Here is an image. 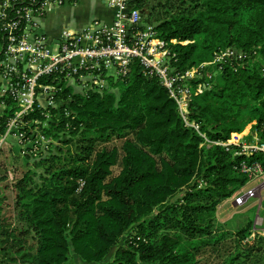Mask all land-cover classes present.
Instances as JSON below:
<instances>
[{"label": "trees", "instance_id": "1", "mask_svg": "<svg viewBox=\"0 0 264 264\" xmlns=\"http://www.w3.org/2000/svg\"><path fill=\"white\" fill-rule=\"evenodd\" d=\"M130 6L169 44L176 72L205 65L191 84L209 86L189 107L200 133L229 142L250 128L263 144L264 0H130ZM160 8L164 14L152 20ZM227 49L245 58L214 64ZM110 88L118 91L61 95L67 105L42 130L58 141L38 153L42 174L28 171L14 186L17 227L5 221L0 200V264H74L73 255L85 264H198L206 249L230 236L217 231L214 214L246 187L242 165L264 167V155L202 146L205 139L138 62ZM113 140L123 141L120 149L100 147ZM117 165L121 171L112 177Z\"/></svg>", "mask_w": 264, "mask_h": 264}, {"label": "built area", "instance_id": "2", "mask_svg": "<svg viewBox=\"0 0 264 264\" xmlns=\"http://www.w3.org/2000/svg\"><path fill=\"white\" fill-rule=\"evenodd\" d=\"M80 1L0 0V156L13 138L19 147L32 149L38 157L49 142L42 130L50 128V122L61 115L60 108L67 105L61 97L65 91L80 95L103 92L110 80L127 77L135 62L145 75L159 80L186 125L200 133L199 125L189 119V107L194 96L209 86L191 84L205 65L176 72L170 64L169 44L158 38L153 24L144 23L142 12L132 9L130 0L104 1L116 13L111 24L94 20L83 28L65 27L58 38H50L44 32L48 15ZM227 58L243 60L245 55L227 49L216 54L213 63L221 64ZM64 113L69 114L67 108ZM6 114L8 118L2 121ZM34 115L40 118L29 119ZM200 135L205 139L202 146L235 147L238 156L264 155V143L251 130L234 134L229 142H211ZM241 170L249 181L232 198L233 203L242 207L250 200L259 201L254 230L264 236V230L258 229L264 225V216L259 215L264 204V167L256 162L243 164ZM250 185L254 187L245 191Z\"/></svg>", "mask_w": 264, "mask_h": 264}, {"label": "rangeland", "instance_id": "3", "mask_svg": "<svg viewBox=\"0 0 264 264\" xmlns=\"http://www.w3.org/2000/svg\"><path fill=\"white\" fill-rule=\"evenodd\" d=\"M95 1L96 0H85L80 9L68 6L64 8V10L55 12L54 16L50 14L48 18L49 24L52 28H60L66 24L70 28L75 29L83 16L85 17L92 13ZM164 11L165 10L162 8L158 9L154 17H152V20L157 18V15L161 16L164 14ZM113 82L117 83V80H113ZM109 91L117 92L118 90L114 88L111 89L109 85ZM248 130H250V128L247 129V131ZM48 141L53 143V147L58 143L55 139H53V141L51 140L52 142L50 140ZM49 142L48 145L50 144ZM7 143L10 146L6 147L0 156V200L2 201V212L5 221L17 227V214L14 210V186L28 171L42 174L43 170L41 168H35V163L39 161V156L36 157L32 149L28 148V150H26V148L19 147L20 145H18L17 140L13 138H9ZM122 143L123 141L113 140L110 143L101 144L100 147L108 145L111 148L120 149ZM39 144L42 143L39 142ZM39 144H37L38 148H40ZM120 171V165L113 167L112 177L117 176ZM252 187H254V185H250L245 191ZM262 196L264 198V191L262 192ZM233 201L234 199H227L224 201L214 214V222L217 231L228 233L230 236L217 248L210 247L206 249L197 258L198 264H229L231 259L237 257L238 253L243 254V258L237 261L239 264H264V236L254 230V223L257 219L259 210V201L256 199L250 200L242 207H236ZM262 210V212L260 211L259 213L260 217L264 216V208ZM258 229L259 231L264 230V225ZM243 231H245L244 237L241 236ZM238 239L243 240L241 244L237 246ZM248 253L250 255H248ZM111 258L112 256L109 257V259ZM245 259H247V261L243 263ZM73 262L74 264H85L75 255H73Z\"/></svg>", "mask_w": 264, "mask_h": 264}, {"label": "crops", "instance_id": "4", "mask_svg": "<svg viewBox=\"0 0 264 264\" xmlns=\"http://www.w3.org/2000/svg\"><path fill=\"white\" fill-rule=\"evenodd\" d=\"M85 0H81L77 5H68L70 7H73L75 9H80L82 8V3ZM105 0H96L94 5H93V10L92 13L89 15H86L85 17L83 16V18L81 19L80 23L78 24V26L76 28H83L88 26L91 22H93L94 20H100L102 22L111 24L114 19H115V11L113 9L108 8L105 3ZM65 6L61 9H58L57 11H61L64 10V8L68 7ZM55 11V12H57ZM55 12H53V14L51 13V16H54ZM49 15L46 19V23H45V27H44V32L49 35L50 38L52 39H56L60 36V33L62 31L63 28L65 27H69L68 25L64 24L63 26L59 27H54L52 28L51 25L49 24ZM264 206V204H263ZM264 208V207H263ZM263 211V210H262ZM261 211V212H262Z\"/></svg>", "mask_w": 264, "mask_h": 264}]
</instances>
